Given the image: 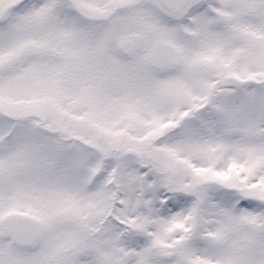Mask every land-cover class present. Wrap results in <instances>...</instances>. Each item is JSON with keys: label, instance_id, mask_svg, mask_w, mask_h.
Returning <instances> with one entry per match:
<instances>
[{"label": "snow or ice", "instance_id": "1", "mask_svg": "<svg viewBox=\"0 0 264 264\" xmlns=\"http://www.w3.org/2000/svg\"><path fill=\"white\" fill-rule=\"evenodd\" d=\"M0 264H264V0H0Z\"/></svg>", "mask_w": 264, "mask_h": 264}]
</instances>
